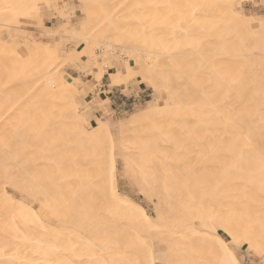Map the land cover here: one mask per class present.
Returning a JSON list of instances; mask_svg holds the SVG:
<instances>
[{
  "label": "bare ground",
  "instance_id": "obj_1",
  "mask_svg": "<svg viewBox=\"0 0 264 264\" xmlns=\"http://www.w3.org/2000/svg\"><path fill=\"white\" fill-rule=\"evenodd\" d=\"M114 1L118 11L134 6V14L174 3L168 36L206 39L219 30V51L210 55L205 42L203 50L164 59L162 70L130 54L132 64L109 74L111 86L118 75L126 82L138 74L140 83L163 86L171 101L132 117L138 128L131 127L128 147L105 122L92 129L82 119L77 88L56 65L70 59L60 52L65 35L57 48L22 33L28 24L37 31L35 13L49 0H0V67L8 71L1 68L0 79L14 81L4 87L0 80V264H154L156 252L163 264H241L230 243L264 260V21L242 13L237 0ZM105 2L99 5L112 4ZM84 16L81 38L70 36L73 51L79 56L83 45L85 61H94L102 77L108 57L99 65L94 51L108 45L93 38L105 23ZM125 42L120 47L129 49ZM175 62H185L180 80L169 71ZM14 126L21 138L4 133ZM117 159L155 201L154 217L118 191Z\"/></svg>",
  "mask_w": 264,
  "mask_h": 264
},
{
  "label": "rangeland",
  "instance_id": "obj_2",
  "mask_svg": "<svg viewBox=\"0 0 264 264\" xmlns=\"http://www.w3.org/2000/svg\"><path fill=\"white\" fill-rule=\"evenodd\" d=\"M100 1L101 0H89L88 2L86 1L85 5L81 3V0H49L48 4L47 2L40 3L39 9L35 14H41L40 20L42 22L40 25L36 23V25L38 26L37 31L35 30L34 26L32 25L30 26L28 24L26 25L27 30L23 29L22 33H26V35L29 36V38L31 39L43 40L46 46H50L51 44L53 46L57 45V48L62 46L59 40L61 39L63 40V37L65 35L64 48L60 50V52L65 51L66 53L65 58L69 59L70 57V59L65 60V62H63L62 59L60 58L59 60L56 61L57 62L56 65H60V68L58 70H60L61 75L68 82L71 81L73 85L77 88V93H78L77 95L79 96L77 100L79 103L76 106L78 107L79 110H82L83 113L82 119L88 123L90 122L92 129L95 128V122H97L98 119H99L98 121L105 122L106 124L109 125L114 140L121 142L122 145H124L125 143L127 145L128 144L130 145V142L132 141V138L134 136L132 135L133 130L138 128L136 127V122L135 124L130 123L131 120L135 118L134 116L141 114L145 109H147L146 107H151V106L153 107L157 105H171L170 104L171 101L167 98L164 92H161L163 86L160 87L158 86L159 88L155 89L151 86H148L145 83H140V80L138 78L139 75L137 74L138 70L133 66L132 67L134 69V72L137 75L132 76L133 78L131 77L132 79L130 78L126 82H123L120 79V76L118 75L117 83L114 86H111L109 74L117 73L119 69L125 67L126 63L132 64V61L128 56L130 54L137 56L138 59L142 60L143 62L145 60H147L148 63L151 64L155 62L156 64L155 69L159 68L160 70H162L161 68L166 64L163 61L164 59L169 58L170 60H172L173 58H179L181 52L187 54L188 52L191 51L195 52L197 50H203L204 48L203 43L205 42H207V45H209L207 52L210 55H212L213 52L219 51L218 48L213 45V43L217 40L216 38H218L219 36V30L212 29L210 35L206 39L192 38L194 42L190 37L188 39V36H182V37L178 36L173 38V37H169L168 33L171 32L172 20H173L172 14H174L175 10L178 9V7H176L177 6L176 4L172 3L168 8H161V7L159 8L157 5L155 9L153 8L151 9L153 11H151L150 8L148 9V7L142 8L136 14H134L132 11L134 6L126 9L125 8L120 9L118 11L115 8L116 3L114 0H104L106 2L101 3L102 5L112 3L109 5H105L104 7H101L99 5ZM141 2H142L141 0L138 1V4L139 5L142 4ZM82 5L86 8L84 12L82 11L83 9ZM150 6L151 5H149V7ZM235 7L239 9L242 13H244L246 16L252 17L253 19H255L256 17H260L261 19L260 18H256V19L264 21V0H241V1L237 0ZM102 8H104V11L105 10L107 11V13H105L107 16L96 15V13L100 12ZM91 14L95 15L89 20V22L92 25L97 26L98 23L101 22L105 23L104 27L102 28L103 33L100 34L99 32L93 38V41L102 40L103 43L108 45V49L106 51H102V49H98V50L96 49L94 51L96 53L95 54L96 57H99L98 64L99 65L102 64L101 65L102 77H100L101 70L99 68L94 67L95 65L94 61H90V62L85 61L86 60L85 57H83V55L80 52L82 51V49L85 48L83 45L75 50L79 52V56L78 54H74L73 51L74 50L73 46L77 44H75L76 40H73L71 37L72 36L74 37L75 34H77L76 35L77 38H81L84 29L87 28L84 20L85 18L84 15H91ZM64 15H66V17ZM232 23L235 24L236 22L233 21ZM42 24L44 25L45 29L41 27ZM236 29L240 34L243 32V30H241L240 28H236ZM58 30L60 32L57 33ZM188 31H189L188 29H183V32L186 33L187 35L189 34ZM13 32H16V30L15 31L13 30ZM44 35L45 37H47L48 41L44 40ZM101 35H106V38L100 39ZM5 39H6L5 30L3 27L0 26V40L3 42V40ZM78 40L79 39H77V43L79 42ZM225 40L228 41L227 38H225ZM125 41H127L128 44L130 43V48H134V49L129 50L130 48L125 49L123 47H120L121 46L120 44L124 43ZM22 44L23 42L20 43V45ZM226 45H228L227 42ZM258 52H262L261 48H258ZM104 54H106L108 58H105L106 61L104 60L102 62V58L104 57ZM109 62H113L114 68H109V67L107 68V64ZM184 64L185 62L183 63L175 62L174 63L175 66L173 68H170L169 71L175 72L176 76L177 74L180 75L181 73L179 71H181ZM2 65L3 64H1L0 66ZM102 66L104 69L102 68ZM2 67H0V70ZM6 70L7 69H5L4 72L7 74L8 71L6 72ZM189 70H190V64H189ZM135 73H133V75ZM1 74L3 75V73ZM4 78L3 80H1L2 78L0 79L2 81L1 84L3 83V86L5 87L6 85L4 84L5 82H7V85L11 87L14 81L10 79L7 80L8 79L7 77H6L7 79ZM177 79L180 80L179 76H177ZM1 84L0 86L2 89L3 86ZM191 92L194 93V90H192ZM81 93H85L82 94L83 97L80 96ZM1 96L3 95L1 94L0 97ZM178 105H179L178 102L176 101L172 102V107H178ZM86 109L89 111H87ZM93 110H95V112ZM13 120L16 122V119ZM13 120H10V122H14ZM143 123L145 125L147 122H141V124ZM126 124L127 126L129 124V126L127 127ZM137 124H139V128H140V123ZM118 125L120 126L118 127ZM91 126L88 129L87 133H90V131L92 130ZM14 127L12 129L11 128H8V130L6 129L4 133L6 132L9 133L11 131L12 134L14 132L16 137L19 136V138H21L20 137L21 132L18 131L16 127L15 128ZM131 127H133L134 129H132ZM7 133L6 135H8ZM120 136L121 139H119ZM126 144L125 146H127ZM200 159L201 162H206L205 157L202 156ZM117 161L118 163L116 164L117 165L116 175L119 184L118 191L121 194L127 195V197L133 203L143 208V210H145V212L149 216L154 217L156 213L154 212V210L156 211V208H154L155 201L150 202L148 198L146 199V196H143V193L139 188L140 185L135 180H133L134 182L132 181L129 172L128 175L127 170L126 171L124 170L125 167L123 166L122 162L118 159ZM123 174H127L128 177L127 175H123ZM196 176H201V174L200 175L196 174ZM129 179L131 180V182H129L130 181ZM133 185L135 186L136 190L134 189ZM166 234L167 233L164 232L163 237H166ZM219 234L221 235L222 238L227 239L223 233L219 232ZM175 236L179 238L181 235L177 234L174 235V237ZM229 247L234 251L241 264H264V260L258 255L254 254L251 250H249L246 245L242 246L240 244L234 245L230 243ZM162 259H164L163 253L157 255L156 252L154 258V264L165 263L161 261ZM165 260L166 258L163 261ZM170 260L171 258L168 260L169 263H171L172 261Z\"/></svg>",
  "mask_w": 264,
  "mask_h": 264
},
{
  "label": "crops",
  "instance_id": "obj_3",
  "mask_svg": "<svg viewBox=\"0 0 264 264\" xmlns=\"http://www.w3.org/2000/svg\"><path fill=\"white\" fill-rule=\"evenodd\" d=\"M44 40L48 41V39H47V37H45V35H44Z\"/></svg>",
  "mask_w": 264,
  "mask_h": 264
}]
</instances>
